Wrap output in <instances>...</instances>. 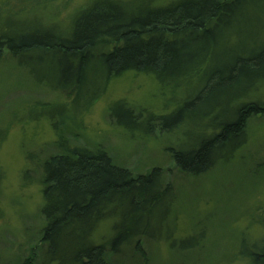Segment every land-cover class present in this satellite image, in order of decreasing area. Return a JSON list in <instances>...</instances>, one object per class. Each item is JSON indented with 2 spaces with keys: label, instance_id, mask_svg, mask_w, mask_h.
Instances as JSON below:
<instances>
[{
  "label": "rangeland",
  "instance_id": "1",
  "mask_svg": "<svg viewBox=\"0 0 264 264\" xmlns=\"http://www.w3.org/2000/svg\"><path fill=\"white\" fill-rule=\"evenodd\" d=\"M91 1L0 0V34L16 37L51 30L63 35ZM131 1L133 8L143 5L141 0ZM251 22L257 26L256 16ZM259 23L264 27L263 14ZM62 64L60 56L45 52L19 58L4 53L0 59V264H21L34 254L40 261L39 252L45 253L46 245L40 243L47 224L41 213L43 165L63 153L57 144L59 134L48 119L51 114L64 128L69 146L103 149L115 166L133 175L159 169L163 186H170L169 198L155 214L148 219L145 213L136 215L130 223L131 231L145 233L144 237L115 254L107 249L108 263L249 264L248 254L264 247V115L249 119L245 143L227 160L201 175L183 174L176 168L174 153L190 152L217 133V125L228 118L224 108L211 111L208 105L197 117L167 131L150 125L146 114L173 115L196 94L192 87L163 91L152 76L126 72L109 80L89 106L97 89H103V70L89 67L81 97L72 100L54 90ZM251 98L264 102V85ZM120 103L124 107L115 113L127 128L111 116ZM138 112L143 117L135 120ZM116 222L110 218L99 223L91 243L108 248ZM187 239L193 243L181 247Z\"/></svg>",
  "mask_w": 264,
  "mask_h": 264
},
{
  "label": "trees",
  "instance_id": "2",
  "mask_svg": "<svg viewBox=\"0 0 264 264\" xmlns=\"http://www.w3.org/2000/svg\"><path fill=\"white\" fill-rule=\"evenodd\" d=\"M157 1L141 0L143 5L133 8L131 0L127 4L92 0L74 16L63 35L51 30L16 37L1 33L0 59L4 53L18 58L31 52L60 56L63 64L54 90L72 100L81 97L89 67L102 69L103 89H97L89 106L103 94L109 80L126 72L152 76L163 91L192 87L196 94L173 115L144 114L150 125L170 131L197 117L208 105L211 111L224 108L228 118L217 125V133L190 152L174 153L181 173L201 175L245 143L250 118L264 115V102L251 98L264 85V27L259 23L264 0H168L163 5ZM253 15L257 26L252 25ZM107 47L112 49L102 50ZM117 105L111 116L127 128L115 113L124 104ZM137 114L135 120L143 117V112ZM48 119L59 134L57 144L63 153L44 163L40 182L41 213L47 222L40 243L46 250L39 252L40 261L34 254L21 264L45 260L110 264L105 260L107 249L115 254L135 238L144 237L138 230L132 232L130 223L136 215L145 213L148 219L155 214V208L169 198L170 186H163L159 169L133 175L115 166L103 149L69 146L61 124L54 123L52 114ZM110 218L117 222L109 247L93 245V232ZM191 243L187 239L181 247ZM135 248L139 251L138 241ZM248 255L249 264H264V247Z\"/></svg>",
  "mask_w": 264,
  "mask_h": 264
}]
</instances>
